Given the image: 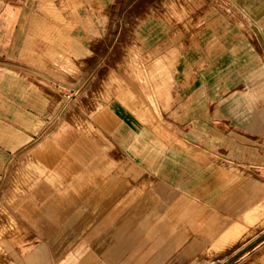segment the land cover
Instances as JSON below:
<instances>
[{
  "label": "crops",
  "instance_id": "1",
  "mask_svg": "<svg viewBox=\"0 0 264 264\" xmlns=\"http://www.w3.org/2000/svg\"><path fill=\"white\" fill-rule=\"evenodd\" d=\"M13 3L0 0V87L11 127L0 182L24 191L35 181L33 197L51 199L53 209L67 200L66 227L40 219L37 229L68 230L70 262L79 250L84 263L172 264L175 256L217 264L220 207L246 179L242 165L264 164V0H220L212 29L197 36L212 40L211 60L182 42L168 50L166 128L130 91L102 98L87 86L66 99L61 88L83 84L93 66H70L65 80L54 61L46 75L40 43L28 50L29 16L14 15ZM28 200L22 215L49 213Z\"/></svg>",
  "mask_w": 264,
  "mask_h": 264
},
{
  "label": "rangeland",
  "instance_id": "2",
  "mask_svg": "<svg viewBox=\"0 0 264 264\" xmlns=\"http://www.w3.org/2000/svg\"><path fill=\"white\" fill-rule=\"evenodd\" d=\"M16 1L21 2L14 0L13 14L29 16V52L33 49L32 42H39L44 63L50 64L45 65L46 75L53 76L54 61L62 69L56 73L65 80L69 79L66 68L76 64L93 66L94 71L87 74L83 84L61 88L66 99L82 95L87 86L94 96L102 98L130 91L142 107L156 113L162 128H166L162 113L171 99L166 85L174 80L171 69L175 59L174 56L170 59L168 50L176 49L182 42L189 49L201 48V52H208L206 61L212 59V40L197 36L200 30L212 29L211 18L219 14L220 0ZM203 19L207 20L203 22ZM188 57L191 63L196 56ZM117 65L121 67L120 74H116ZM4 89L0 87L1 159L10 157L5 150L10 136L7 130L11 127L6 121ZM1 170L4 175L5 167ZM238 172L246 174V179L238 183L235 196L220 207L221 246L214 249L221 252L217 264H264V164L246 163ZM14 185L6 178L0 182V264H94L84 263L83 252L79 250L77 261L74 258L73 262L69 261L68 230L37 229L42 228L43 222L46 227H53L55 223L66 227L67 200H64L66 206L53 209L51 199L33 197L35 181L25 184L24 191L20 184ZM12 187L14 192H8ZM27 200L30 206L42 202L49 213L40 218L31 212L22 215L21 205ZM196 223L192 222L194 227ZM218 233L215 231L214 236ZM210 236L212 239L213 234ZM204 249L208 254L209 248ZM31 258L35 260L29 262ZM172 264L181 262L174 256Z\"/></svg>",
  "mask_w": 264,
  "mask_h": 264
}]
</instances>
